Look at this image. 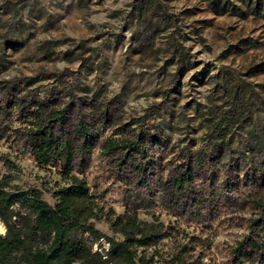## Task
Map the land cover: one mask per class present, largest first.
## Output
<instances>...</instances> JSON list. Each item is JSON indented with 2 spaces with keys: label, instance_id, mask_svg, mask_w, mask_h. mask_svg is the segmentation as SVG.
<instances>
[{
  "label": "rangeland",
  "instance_id": "rangeland-1",
  "mask_svg": "<svg viewBox=\"0 0 264 264\" xmlns=\"http://www.w3.org/2000/svg\"><path fill=\"white\" fill-rule=\"evenodd\" d=\"M209 1L153 0L140 16L137 0H0V80L24 88L23 94L39 91L41 98L57 89L59 103L70 105L69 124L109 119V136L129 135L136 125L123 127L156 108L169 142L159 150V170L164 177L172 173L182 149L188 150L197 160V193L185 199V215L157 197L152 208L137 210L139 218L209 237L205 261L227 264L256 215L243 202L264 197V18L218 15ZM10 124L19 126L17 115ZM12 132L0 139V179L10 176L12 190L41 191L53 206L46 188L63 185L59 169L40 167L17 147ZM113 169L97 149L79 176L102 214L112 209L124 215L135 209ZM227 182L230 188L222 190ZM194 198L203 200L202 225L189 215ZM91 222L107 237L123 239L106 221ZM6 231L0 219V233ZM183 236L166 238L149 252L167 256ZM79 237L106 258V239Z\"/></svg>",
  "mask_w": 264,
  "mask_h": 264
},
{
  "label": "trees",
  "instance_id": "trees-1",
  "mask_svg": "<svg viewBox=\"0 0 264 264\" xmlns=\"http://www.w3.org/2000/svg\"><path fill=\"white\" fill-rule=\"evenodd\" d=\"M140 16L149 11L153 0H137ZM210 0L218 15L231 13L240 17L248 14L264 18V0ZM157 10L161 6L156 4ZM165 17L170 18L164 12ZM31 82H28L27 86ZM12 89V90H11ZM7 80H0V139L6 132L17 147L23 148L43 168H57L63 185L47 187L56 202L52 206L41 191L12 190L10 176L0 179V219L7 231L0 233V264H213L205 261L206 242L203 235L188 236L176 227L162 223L149 225L139 218L138 209H150L156 199L168 203L174 213L185 215V199L197 193V160L182 149L183 157L173 172L163 176L161 147L168 149L166 133L157 121V109L149 108L142 118L125 125L129 135H107L110 120L94 117L69 124V104L59 103L57 89L41 98L39 91H27ZM17 115L19 126L7 125L8 118ZM10 140V137H8ZM97 149L114 165L127 185L129 201L134 211L117 215L110 209L105 215L96 202L88 183L80 178L92 162ZM9 169L16 165L8 157L2 158ZM154 182L152 184L151 182ZM230 188L227 182L222 188ZM203 201V200H202ZM202 201L193 199L189 211L194 222L204 224ZM249 201L256 211L250 220L248 233L231 250L227 264H264V197ZM20 206L24 211L16 210ZM94 221H106L123 236L122 240L107 237ZM90 234L106 239L110 250L106 258L93 253L80 235ZM182 233L184 241L172 253L164 256L149 250L169 237Z\"/></svg>",
  "mask_w": 264,
  "mask_h": 264
}]
</instances>
